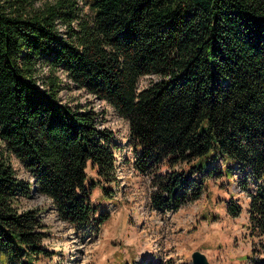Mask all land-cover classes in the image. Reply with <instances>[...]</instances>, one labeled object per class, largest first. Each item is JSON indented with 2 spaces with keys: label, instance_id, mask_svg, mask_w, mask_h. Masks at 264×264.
Returning a JSON list of instances; mask_svg holds the SVG:
<instances>
[{
  "label": "trees",
  "instance_id": "trees-1",
  "mask_svg": "<svg viewBox=\"0 0 264 264\" xmlns=\"http://www.w3.org/2000/svg\"><path fill=\"white\" fill-rule=\"evenodd\" d=\"M34 1L0 2V264L52 256L38 210L20 208L34 186L69 224L107 217L89 197L96 183L116 182L114 134L92 106L60 101L57 71L128 121L153 208L176 211L214 168L227 181L235 170L230 184L247 197L264 264V0H86L91 13L82 0ZM38 63L49 69L42 86ZM150 74L158 79L138 89ZM10 155L31 182L16 177ZM224 208L242 211L233 195Z\"/></svg>",
  "mask_w": 264,
  "mask_h": 264
},
{
  "label": "rangeland",
  "instance_id": "rangeland-1",
  "mask_svg": "<svg viewBox=\"0 0 264 264\" xmlns=\"http://www.w3.org/2000/svg\"><path fill=\"white\" fill-rule=\"evenodd\" d=\"M45 2L35 0L34 8L41 9ZM85 2L82 0L84 12L91 13ZM48 73V66L38 63L35 77L39 86ZM56 74L60 79V101L92 106L97 112L98 126L113 132L116 182L96 183L90 194L96 216L107 214L101 224L90 221L73 225L59 219L51 201L36 186L29 196L20 199V208L38 210L47 228L43 244L52 251V256L41 258L36 264H191V253L195 250L203 253L209 264H246L249 258L262 252L260 243L250 238L246 227L247 197L237 182L230 184L239 179L235 170L233 179L227 181L225 170L214 168L213 175L203 178L199 198L176 211L153 208L149 198L153 190L150 177L133 168L135 155L128 140V121L109 104L73 85L61 71ZM157 79L155 74L141 76L138 89ZM9 159L16 177L31 182V175L17 158L10 155ZM86 172L87 180L96 179L90 168ZM105 189H110V197ZM231 195L238 198L242 207L237 217L225 212L224 200Z\"/></svg>",
  "mask_w": 264,
  "mask_h": 264
},
{
  "label": "water",
  "instance_id": "water-1",
  "mask_svg": "<svg viewBox=\"0 0 264 264\" xmlns=\"http://www.w3.org/2000/svg\"><path fill=\"white\" fill-rule=\"evenodd\" d=\"M191 264H209V262L203 253L195 250L191 253Z\"/></svg>",
  "mask_w": 264,
  "mask_h": 264
},
{
  "label": "built area",
  "instance_id": "built-area-1",
  "mask_svg": "<svg viewBox=\"0 0 264 264\" xmlns=\"http://www.w3.org/2000/svg\"><path fill=\"white\" fill-rule=\"evenodd\" d=\"M253 259L249 258L248 262L246 264H255V262L258 260L257 257H252Z\"/></svg>",
  "mask_w": 264,
  "mask_h": 264
}]
</instances>
